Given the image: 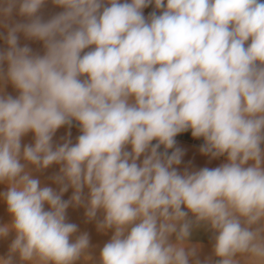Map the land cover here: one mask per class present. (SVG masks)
Masks as SVG:
<instances>
[{
    "label": "clouds",
    "instance_id": "1",
    "mask_svg": "<svg viewBox=\"0 0 264 264\" xmlns=\"http://www.w3.org/2000/svg\"><path fill=\"white\" fill-rule=\"evenodd\" d=\"M0 41V264H264V0H0Z\"/></svg>",
    "mask_w": 264,
    "mask_h": 264
},
{
    "label": "rangeland",
    "instance_id": "2",
    "mask_svg": "<svg viewBox=\"0 0 264 264\" xmlns=\"http://www.w3.org/2000/svg\"><path fill=\"white\" fill-rule=\"evenodd\" d=\"M57 11V12H59V11H61V9H59V8H56V7H54L53 5H51V3H49V4H47V5H45V7H44V9L42 10V14H43V16H44V18L45 19H47V18H49V16H47V17H45V13H48L49 14V12H54V11ZM14 19H16V20H20L21 18L20 17H18V16H14ZM21 45H23V44H25V43H27V44H29V46H31L34 50H41V48H42V45L40 44V43H38V42H33V41H26V40H24V38L21 36ZM3 46V42L2 41H0V47H2ZM7 91L9 92V93H11V94H13V95H15L16 93H15V91L9 86L8 87V89H7ZM68 130H64L63 128H61V129H59L58 131H57V133H56V135H55V137H54V142H60L61 141V137L62 136H66L67 134H68ZM71 132V139L73 140V141H75V138L79 135V131L78 132H76V131H70ZM32 142V135L31 134H29L28 136H26L25 138H24V140H23V143H31ZM190 148H191V152L193 153V155L192 156H189V157H187L186 159H184V160H182V163H181V165L179 166V170H181V171H183V169L185 168V167H187V168H189V169H200V168H203V167H209V168H214V167H217V166H219L221 163H223V162H225L224 161V158H219V159H209V157H207V156H204V155H202L201 153H200V151H199V148L200 147H198V146H195V145H193V144H191L190 145ZM58 172V166H52V167H50L49 169H47L45 172H43V173H40V174H37L38 175V178L41 180V182L42 183H44V184H47V185H49V186H52V187H56L54 184H52V182L48 179L50 176H52V175H54V174H56ZM5 190V186H3V185H0V191H4ZM70 191H68L67 193H65L64 195V199H68L70 196H71V194H72V191H71V189H69ZM71 193V194H70ZM2 206V207H1ZM6 205L5 204H3V202L2 201H0V224H3V223H8L9 222V218L10 217H8L7 215H6V213H7V210L5 209V210H3L4 208L3 207H5ZM72 208V207H71ZM74 209H76L75 211H74ZM74 209H68V211L69 210H71V211H69V212H67V217H69V216H71V215H73L72 214V212L74 213V214H78V213H82V214H84V210H83V212H82V209L83 208H78V210H80V211H78L77 210V208H74ZM77 211V212H76ZM4 212V213H3ZM6 212V213H5ZM70 213V214H69ZM69 215V216H68ZM74 216V215H73ZM76 216V215H75ZM4 217H6V218H4ZM8 217V218H7ZM83 217V216H82ZM6 219V220H5ZM68 219V218H67ZM83 219H85V217H83ZM69 220V219H68ZM3 221V222H2ZM69 222H71V221H69ZM75 223V220L73 219L72 220V222L71 223ZM84 222V223H83ZM85 222H86V219H85V221L84 220H82V225L83 224H85ZM87 223V222H86ZM76 224V223H75ZM88 224H92V222L91 223H89L88 222ZM82 225H80L82 228H87L86 229V231H85V228H84V231L83 232H87V233H90L91 231H89V230H91V228H89V226L90 225H87L86 224V226L84 225V226H82ZM82 228H80V229H82ZM82 232V231H81ZM10 237H8V238H6V239H0V256H4V255H6L7 254V252H8V247H9V245H10V243H11V240L14 238V234H10L9 235ZM90 238H91V236H93V235H91V233H90ZM110 236H111V232H109L108 234H107V237H106V242L110 239ZM90 241H91V239H90ZM205 255V254H204Z\"/></svg>",
    "mask_w": 264,
    "mask_h": 264
},
{
    "label": "crops",
    "instance_id": "3",
    "mask_svg": "<svg viewBox=\"0 0 264 264\" xmlns=\"http://www.w3.org/2000/svg\"><path fill=\"white\" fill-rule=\"evenodd\" d=\"M152 11H153V7L149 6L148 8L144 9V15L147 16ZM56 13H58L56 10L54 12H52V11L49 12V14L45 13V17H47V16L51 17L52 15H54ZM63 129L68 130V131H76V132L79 131L75 125H73V127L71 129H68V128H63ZM202 143H203V140L193 138L190 131L185 132V133H181L176 137V147L180 148V144H185L188 146V149L184 152V156H183L182 160L193 155V153L191 152V148H190L191 144L200 147L202 145ZM196 239H198L199 242L202 244L201 257L205 253H210V255H211L212 242L210 239V233L201 232L198 235V237H196L194 239L193 242H195Z\"/></svg>",
    "mask_w": 264,
    "mask_h": 264
},
{
    "label": "bare ground",
    "instance_id": "4",
    "mask_svg": "<svg viewBox=\"0 0 264 264\" xmlns=\"http://www.w3.org/2000/svg\"><path fill=\"white\" fill-rule=\"evenodd\" d=\"M150 9V8H149ZM62 137H64V136H62ZM61 137V138H62ZM180 149H182L183 150V152H185L187 149H188V146L187 145H185V144H180ZM70 191V190H69ZM72 191V190H71ZM68 194V193H67ZM71 194V193H70ZM65 196V195H64ZM4 204V203H3ZM2 207V206H1ZM4 209L3 210H5L6 209V206L5 207H3ZM70 209H74V208H71L70 207ZM76 209H74V211H75ZM77 210H78V208H77ZM81 210V209H80ZM80 210H78V211H80ZM83 210L84 209H82V212H83ZM69 211H71V210H69ZM68 210H67V212H69ZM77 212V211H76ZM4 213V212H3ZM6 213V212H5ZM75 213V212H74ZM73 212H72V214L74 215H71V216H69V217H67L69 220L68 221H71L72 222V220L74 219L75 220V223L77 224V226H78V228H79V231L81 232H83L84 231V228H82L80 225H82L81 223H82V220H84L85 221V219H83V217H85L84 216V214H82V213H76V214H74ZM8 213H6V215H7ZM70 214V213H69ZM76 215V216H75ZM8 217H9V215H7ZM83 216V217H82ZM7 217V218H8ZM4 218H6V217H4ZM6 220V219H5ZM8 220H10V218L8 219ZM3 222V221H2ZM74 223V222H73ZM84 223V222H83ZM89 223H91V222H89ZM4 224V223H3ZM86 224L87 225H90V224H88V222L86 223L85 222V224H83L82 226H86ZM80 228H82V229H80ZM88 228V227H87ZM87 228H85V231H86V229ZM89 228H91V230H89V231H91L90 233H91V235H93V236H91V244L94 246V252H95V254H97L98 255V252H99V249L103 246V244L104 243H106V237H107V235H105V234H102V233H99V232H97V230H96V226H95V221H93L92 222V224L89 226ZM90 233H88L89 235H90ZM10 237V236H9ZM210 255V253H205V255H203L202 257H201V259H203L204 257H206V256H209Z\"/></svg>",
    "mask_w": 264,
    "mask_h": 264
}]
</instances>
